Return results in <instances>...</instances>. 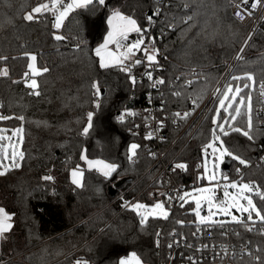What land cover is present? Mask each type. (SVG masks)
<instances>
[{
    "label": "trees",
    "instance_id": "1",
    "mask_svg": "<svg viewBox=\"0 0 264 264\" xmlns=\"http://www.w3.org/2000/svg\"><path fill=\"white\" fill-rule=\"evenodd\" d=\"M46 1L0 0V72L8 69L7 76L0 75V115L12 117L0 123L7 129H24V159L19 167L0 175V207L13 221L11 231L1 242L0 263L76 264L80 260L87 264H119L122 256L135 251L143 262L158 264V237L165 246L173 232L189 235L197 230L195 204L180 199L171 208L164 194L152 197V192L160 189L158 185L146 188L152 178L147 174L153 163L150 142L131 135V123L121 121L119 116L142 104L150 80L135 79L133 84L131 74L122 72L119 66L102 68L96 48L108 31L107 21L113 11L135 19L144 30L153 10L169 2L156 27L162 35L163 50L158 75L165 84L173 83L168 91L181 93L177 97L169 92L170 110L184 109L191 101L200 107L247 33L248 28L231 14L232 6L240 0H105L104 5L93 4L71 12L60 29L54 27L51 12L38 14L33 21L24 19ZM55 35L65 39L56 40ZM30 54L36 56L41 70L48 69L38 74L37 89L27 87ZM245 74L255 78V90L251 91L254 139L250 141L237 132L223 139L230 151L249 162L239 167L241 173L234 174L233 181L251 182L264 192V168L255 164L264 134L254 114L259 101L257 86L264 80V24L232 76ZM97 82L99 97L93 87ZM230 82L242 88L248 83L245 79ZM34 91L40 95L31 94ZM244 92L250 89L243 88ZM216 104L178 158L179 162L189 163L187 180L192 178L193 166L203 159L204 147L212 139ZM90 112L92 128L84 135ZM20 116L23 121L18 119ZM220 118L224 119L223 112ZM239 124L245 126L243 113L233 126ZM178 133V129L171 130L167 145ZM131 143L140 145L136 163L128 159ZM182 145L179 143L175 150ZM83 152L118 165L117 170L105 177L84 169L83 186H76L70 172L82 164ZM45 176L53 179L45 180ZM119 180L124 182L112 194L110 188ZM138 194L136 199L146 205L164 202L170 210L168 218L150 217L141 224L137 211L124 208ZM253 198L264 209V200L255 195ZM262 224L263 229L259 226L254 231H248L244 224L237 226L239 239L258 248L259 259L252 264H264Z\"/></svg>",
    "mask_w": 264,
    "mask_h": 264
},
{
    "label": "built area",
    "instance_id": "2",
    "mask_svg": "<svg viewBox=\"0 0 264 264\" xmlns=\"http://www.w3.org/2000/svg\"><path fill=\"white\" fill-rule=\"evenodd\" d=\"M239 3L240 1L236 2L232 6L231 14L243 26L248 28L247 33L235 55L226 67L220 80L202 106L198 107L195 102L191 101L184 109L176 111L170 110L168 108L167 96L169 92L172 94L176 92L173 90L168 91V89L172 88L173 83L170 82L165 84V82L164 84L160 85H154L153 83L154 80L162 78L160 75H158L162 68L160 63H158V65L154 63L151 67H149L142 51H137L136 54L132 56L131 60L124 62L125 64H131L132 61L136 59L142 61L141 64L133 66L130 73L131 76H134L139 82H144L146 80V72H151L153 76V81L149 82L150 88L145 93L142 104L134 108L124 110L120 115H124V122L131 123V135L142 137L150 142L149 156L153 163L147 174H150L152 178L147 184L146 188L150 187L151 185H158L160 189L153 191L151 194L152 197H157L164 194L165 198L168 199L169 207L171 208L175 207L176 203L180 201V197L185 192L198 186L200 181L198 178V173L202 169L201 161L197 162L193 166L192 178L187 180L190 166L187 161H178L181 152L197 132L214 104L220 98V96L217 94V89H220L222 92L225 86L230 83L235 67L243 58V55L251 40L264 24V3L252 8L251 5L253 0H249V4L243 7L248 8L251 11V15L249 16L247 13H244L245 18L243 20L235 15V13L238 11L236 5ZM164 4L165 3L159 4L149 15L152 17V22L148 24L143 32L145 37V45H149L150 37L155 38L154 47L160 50L159 55L157 56L158 62L160 55L163 54V50L160 46L162 35L156 32V27L159 20L162 19L165 6H168L169 2H166V5ZM137 39H139L138 33L135 34L134 37H128L125 43L131 44ZM149 50H151V47ZM120 51L124 52L125 50L122 48ZM237 57L240 58L238 59ZM122 72L129 74L128 71ZM178 81L179 80L176 82ZM262 83H264V80L261 81L257 86L259 101L254 110V114L257 119V127L264 134V96L260 94V85ZM187 85L190 84L187 83ZM176 112H180L182 116L185 112L189 113V115L186 119L176 117ZM128 113H134V115H128ZM161 121H163L162 127L160 126ZM173 129L180 130V133L174 136V138H172L167 145V141L170 138V132ZM149 133H152L151 139L146 138ZM182 142L183 145L176 151L175 148L179 143ZM137 160L138 149L136 156L129 159V162L136 163ZM177 163H184L187 165V168H175L174 166ZM255 164L258 167L264 168V141L259 146ZM232 165L233 160L229 171L222 170L220 177L216 182V199L219 201L223 198L224 186L233 181L234 174L239 175L241 173L240 168H236L235 171L232 168ZM178 174L181 175V179L177 178ZM225 176L227 177V180L224 179ZM201 183L204 184L203 179H201ZM140 194L129 201L127 205L137 202L138 200L136 198H138ZM169 197H171L170 200ZM128 207L130 206H124V208ZM245 222L248 223L249 227L253 228L252 231L258 229L259 226L263 229L262 222H259L258 220L254 225L251 224V222H247L246 220ZM195 224L197 226V230L189 235H180L177 232H173L172 237L165 246L161 245L159 237L156 239V254L158 257V264H193V261H195L196 264H252L253 261L257 260L258 248L249 241H241L239 239L240 229L237 226H239L240 223L229 221L228 223L224 224L223 227L215 225L211 228L204 224H197L196 222ZM205 245H207V247H205ZM222 246L227 248V253L223 251ZM133 252L135 251L122 256L120 261L130 258ZM249 252L251 255H248ZM135 253L138 255L137 252ZM190 257L192 258L191 260L189 259ZM142 264L147 263L142 261Z\"/></svg>",
    "mask_w": 264,
    "mask_h": 264
},
{
    "label": "snow or ice",
    "instance_id": "3",
    "mask_svg": "<svg viewBox=\"0 0 264 264\" xmlns=\"http://www.w3.org/2000/svg\"><path fill=\"white\" fill-rule=\"evenodd\" d=\"M264 3V0H253V3L251 5L252 8H255L256 6ZM98 4V5H104L105 0H70L69 3H65L64 0H48V2L41 3L37 7L33 8L31 12L27 13L24 16V19L27 21H33L37 18L38 14H43L44 12H52L54 15V27L56 29H60L62 27L63 20L68 16V14L77 9V8H87L90 5ZM249 4V0H240V3L236 5L238 11L235 13V15L243 20L245 18L244 13H247V15H251V11L243 6H246ZM155 15V13H154ZM188 20H191L192 17L188 16ZM149 23L152 22V17H148ZM109 25L111 26L112 30L108 33L107 40L105 41V45L103 48L96 49V55L101 57L100 66L102 68H107L110 66H119L121 71H128L129 74L131 73V68L135 65H139L142 63L141 60L136 59L132 61L131 64H125V61L131 60L132 56L136 54L137 51H142L144 54V57L146 58V61L148 63V66L151 67L152 64L158 65L157 56L159 55V49L154 47L155 44V38H149V45H145V37L143 35L144 30L139 27L137 24V21L135 19H132L131 17L125 16L120 11L116 10L113 11L111 17L108 20ZM129 32H136L139 34V39H137L135 42L131 44H125L124 42L127 40V35ZM54 38L56 40H63L65 39L62 35H55ZM108 44H115L116 45V52H108L107 57L104 55H101L102 51L107 48ZM143 46V47H142ZM151 47V50H149ZM125 49L124 52H121L120 49ZM238 59L240 57H237ZM6 59V58H2ZM31 60L33 62L36 61V56H31ZM32 67V65H30ZM43 71L47 72L48 69H36V73ZM35 74V73H34ZM0 75L7 76L8 75V69H3L2 72H0ZM27 75V74H26ZM145 75L150 81H153V76L151 72H146ZM130 78L133 82V84L136 83L135 77L130 75ZM232 80H240L245 79L246 81L250 83H245L243 85V88L250 89L251 91L255 90V79L252 74H245L244 77L233 75L231 77ZM154 85H160L164 84L165 81L160 78L153 81ZM188 84H191V81L187 82ZM27 87L32 89H37L38 84L35 79H32L30 83L27 84ZM93 87L96 89V95L99 97L101 95V90L99 87L98 82L93 85ZM243 88L240 86L233 87L232 84H228L225 86L223 91L221 92L220 89H217V94L221 96L222 98L219 99L218 104L219 108L223 109L227 116L230 118L221 119L219 111L216 113V118L213 120V124L216 125V127L212 130V140L206 148L204 149L205 155H206V163H207V149L211 148L213 153V166L215 168L216 161H219L220 163L224 162V157L229 156L233 160L239 161L241 165L247 166L248 162L245 159H242L239 155L234 154L233 152L229 151V149L224 145V141L221 139V136L218 134H222L223 136H228L230 132H237L241 133L243 136L247 137L248 140H253L254 137L252 135V129H253V108H252V96L249 93H246L244 96H241V92L243 91ZM34 95L39 96V91H34ZM175 96L179 97L181 95L180 92H174ZM260 94L264 96V83L260 85ZM239 98V99H237ZM236 105L233 107V105ZM97 107H99V104H97ZM241 109H244L243 115L246 116V128H240L233 126L235 124L236 118L240 117L242 115ZM128 115H134V113H128ZM189 113L185 112L183 116L180 112H176V117L181 118H187ZM92 118L93 113H88V124L83 129V134L87 135L89 132V129L92 128ZM12 119V117L0 115V121ZM19 120L23 121L24 117L20 116L18 117ZM119 119L121 121L124 120V115H120ZM160 126H163V121L160 122ZM227 126V127H226ZM158 130V129H157ZM3 131V130H0ZM24 129L23 127L16 128L12 131V135L7 137V140L11 141L13 136H16L17 134H20L19 140H17V144H22L23 142V133ZM148 139L152 138V133H149L147 135ZM6 138L4 135H0V141H4ZM140 147L138 144H131L129 148V159L136 156L137 149ZM11 149V151H9ZM219 153L218 156L215 154ZM19 158V159H17ZM24 159V153L22 151H19L18 148L12 144H4L0 143V168H4V170H0V175H4L6 171L8 170L7 167L4 166L3 161L7 160L9 161V167H19V161H22ZM82 159L87 160L86 156H83ZM89 168L97 167L102 174L105 177H110L113 172L117 170L118 165L114 163H106L103 160H87ZM175 168L179 169H186L187 165L184 163H177L174 166ZM205 174L208 175V179L215 180L216 177L214 173L210 174L208 168L205 166ZM72 176V183L76 184L79 187H82V178H83V171H80L79 169L73 170L71 172ZM45 180H52L53 177L51 176H45ZM225 180H227V177H224ZM236 189L238 192L236 194H230L228 189ZM198 192L202 194H206L202 198L206 200V203L208 205L207 209V215L202 216L200 212L201 207V201L200 199H196V210L195 215L199 219L200 224L207 225L209 228L219 225L220 227H223L224 224L228 223V220H217L214 217L217 215H223L225 217H230L232 222L244 224V226L247 228L248 231H252L253 228L248 226V223L245 222V214H246V221L251 222V224H255L257 220L259 222L264 223V209L257 207L256 202L253 199V195L259 197L261 200H264V192L260 191L258 189L257 185L250 184V183H231L226 184L224 186V192H223V199L220 201L216 200V191L215 188H203L198 189ZM190 193H184L180 199L184 200L186 197L190 196ZM239 197V198H238ZM171 197H169V200ZM130 206L134 211H137V214L141 216V224H144L148 218V216L144 212H140V209H148V206L141 203H136L133 205H125ZM183 207V204L181 205ZM215 207V212L213 211V208ZM235 209L237 212H239L241 215L238 217L233 214L232 210ZM159 210V212H157ZM151 214H155L158 216H161L164 219L168 218V211L164 207L163 202H157L154 206L151 208ZM255 217V219H254ZM12 220V216L6 212V210L2 207H0V240H3L6 238V234L9 233L13 227V224L10 222ZM183 223V222H180ZM226 235V233H225ZM171 246V245H169ZM207 247V245H205ZM222 249L225 253H227V248L222 246ZM248 255H251L249 252ZM192 259L191 257L189 258ZM257 259H259L257 257ZM76 264H87V261H80L78 260ZM120 264H142V261L140 257L133 252L131 254V257L128 259H124L120 261ZM193 264H196L195 261H193Z\"/></svg>",
    "mask_w": 264,
    "mask_h": 264
},
{
    "label": "rangeland",
    "instance_id": "4",
    "mask_svg": "<svg viewBox=\"0 0 264 264\" xmlns=\"http://www.w3.org/2000/svg\"><path fill=\"white\" fill-rule=\"evenodd\" d=\"M46 2H48V1H46ZM64 2L65 3H69L70 2V0H64ZM77 9H79V8H77ZM76 10V9H75ZM75 10H73V11H75ZM73 11H71V12H73ZM70 12V13H71ZM52 13V12H51ZM70 13L68 14V16L70 15ZM113 13V12H112ZM112 13H111V15H112ZM111 15L109 16V18L111 17ZM67 16V17H68ZM126 16V15H125ZM67 17L63 20V23H62V26H63V24L65 23V21H66V19H67ZM109 18H108V20H109ZM107 24H108V31H107V33H106V35H105V37H104V39H103V41L99 44V46L96 48V49H98V48H103L104 47V45H105V41L107 40V37H108V33L112 30V28H111V26L109 25V23H108V21H107ZM133 34H137L136 32H129L128 33V35H127V38H128V36H130V35H133ZM126 42V41H125ZM124 42V43H125ZM126 44V43H125ZM125 50V49H124ZM108 52H116V45L115 44H108L107 45V48L105 49V50H103L102 51V53H101V55H104L105 57H107V53ZM34 54H30V57H29V62H28V66H29V80H28V82H27V84L28 83H30L31 82V80L32 79H35L36 81H37V76H38V74L41 72H38V73H36V69H41L39 66H38V64H37V61H35V62H33L32 60H31V56H33ZM99 57V59H100V61H101V57L100 56H98ZM157 60H158V57H157ZM30 65H32V67H30ZM3 71V69L1 70V72ZM35 73V74H34ZM255 79V78H254ZM248 83H250V82H248ZM230 84H231V82H230ZM236 86H240L239 84H237V85H233V87H236ZM247 93H249V92H247ZM246 93L244 92V93H242L241 92V96H244ZM250 94H251V96H252V108H253V106H254V104H253V95H252V93L250 92ZM222 97L220 96V98L219 99H221ZM219 99H218V101H219ZM237 99H239V98H237ZM218 101H217V104H216V107H215V113H214V119L216 118V113L219 111V113H221V112H223L224 113V119L225 118H228V119H230L228 116H227V113L223 110V109H220L219 108V104H218ZM236 105L234 104L233 105V107H235ZM244 109H241V112L242 113H244ZM252 115H253V112H252ZM243 117H244V119H245V126H242V125H240L239 124V126H240V128H246V116L245 115H243ZM238 119H239V117H237L236 118V121H238ZM235 121V122H236ZM16 128H19V127H14V128H10V129H7V127L6 126H4L3 124H1L0 123V130H3V131H0V135H4L5 136V140L4 141H0V143H4V144H12V145H14V146H16L17 148H18V150L19 151H22V144H23V142H22V144H17L16 142H17V140H19V136H20V134H17L16 136H13V138H12V140L11 141H9V140H7V137L8 136H10V135H12V131L14 130V129H16ZM220 136H221V139L224 141V139H223V135L222 134H220V133H218ZM22 136H24L23 135V133H22ZM24 138V137H23ZM212 140V139H211ZM211 141H209L208 143H210ZM208 143H207V145H208ZM131 144H133V143H131ZM136 144V143H135ZM206 145V146H207ZM224 145L227 147V145H226V143H225V141H224ZM131 146V145H130ZM206 146L204 147V149L206 148ZM228 148V147H227ZM229 149V148H228ZM9 151H11V149H9ZM230 151V150H229ZM232 152V151H231ZM216 156H218L219 155V153H216L215 154ZM83 156H86L87 157V160H92V161H96V160H102V159H99V158H92V157H89L85 152H83L82 153V155H81V160H82V164L80 165V166H78V167H75V168H73L72 170H71V172L73 171V170H77V169H79L80 171H83V178H82V185H83V182H84V169H89V170H95V171H97V172H99L100 174H102V172L97 168V167H92V168H89V166H88V163H87V160H85V159H82V157ZM209 156V157H208ZM241 157V156H240ZM226 158H230V159H232L231 157H229V156H225L224 157V160L226 159ZM242 159H244L243 157H241ZM17 159H19V158H17ZM233 160V159H232ZM103 161H105V160H103ZM234 162H233V165H232V168L234 169V168H239V167H244V165H241L240 163H239V161H236V160H233ZM20 162V161H19ZM106 163H109V162H107V161H105ZM248 162V161H247ZM3 164H4V166L5 167H7V169H9V168H11V167H9V161H7V160H5V161H3ZM201 164H202V169L199 171V173H198V178H199V185L198 186H196L195 188H193V189H191V190H189V191H187V192H185V193H190L191 195L190 196H188V197H186L184 200L185 201H190V202H193L194 204H195V208H194V210H193V213L195 214V210H196V199H200V201H201V207H200V212H201V215L202 216H206L207 215V209H208V205H207V203H206V200L204 199V198H202L203 196H205L206 194H202V193H200V192H198L197 190L198 189H203V188H215V185H216V182L218 181V179H219V177H220V174H221V171H222V164L223 163H220L219 161H216V166H215V168H214V166H213V153H212V149L211 148H209V149H207V163H206V155H205V152H204V157H203V159L201 160ZM248 164H249V162H248ZM247 164V165H248ZM205 166L208 168V170H209V173L210 174H212V173H214V175H215V177H216V179L215 180H209L208 179V175L207 174H205ZM0 170H4V168H0ZM71 172H70V180H71V182H72V176H71ZM201 179H203V181H204V184H202L201 183ZM231 183H237V184H242V183H250V184H253V183H251V182H248V181H245V182H238V181H232V182H230V183H228V184H231ZM76 185V184H75ZM255 185V184H254ZM77 186V185H76ZM259 189V188H258ZM228 191H229V193L230 194H236L237 192H238V190H236V189H231V188H229L228 189ZM254 196V195H253ZM239 198V197H238ZM223 199V198H222ZM254 199V198H253ZM217 200V199H216ZM217 201H219V200H217ZM136 203H141L140 201H137V202H134L133 204H136ZM133 204H130V205H133ZM141 204H144V203H141ZM146 205V204H145ZM155 205V204H154ZM154 205H147L148 206V209H140L139 211L140 212H144L147 216H148V218H150V217H152V218H160L161 216H158V215H155V214H151V208H152V206H154ZM164 207H165V209L168 211V213H170V210H169V208L164 204ZM258 207V206H257ZM213 211L215 212V207L213 208ZM7 212V211H6ZM157 212H159V210H157ZM232 212H233V214L234 215H236V216H240L241 214L239 213V212H237L235 209H233L232 210ZM8 213V212H7ZM169 215V214H168ZM246 215V214H245ZM196 216V215H195ZM147 218V219H148ZM215 219H217V220H228V221H231V218L230 217H225V216H223V215H217V216H215L214 217ZM255 218V217H254ZM12 224H13V221L11 220L10 221ZM194 222H196L197 224H200V222H199V219L196 217L195 218V221ZM8 234L9 233H7L6 234V238H7V236H8ZM5 238V239H6ZM5 239H3V240H5ZM3 240H0V250H1V242L3 241ZM0 257H1V252H0ZM0 264H3V263H0Z\"/></svg>",
    "mask_w": 264,
    "mask_h": 264
},
{
    "label": "water",
    "instance_id": "5",
    "mask_svg": "<svg viewBox=\"0 0 264 264\" xmlns=\"http://www.w3.org/2000/svg\"><path fill=\"white\" fill-rule=\"evenodd\" d=\"M232 160L231 159H226L223 164H222V170L229 171L230 166H231ZM124 180H119L115 186L110 188V192L113 194L115 192V189L117 187H120L123 184Z\"/></svg>",
    "mask_w": 264,
    "mask_h": 264
}]
</instances>
